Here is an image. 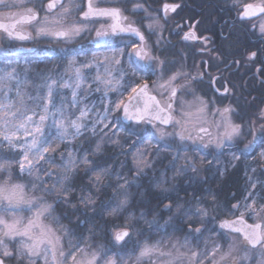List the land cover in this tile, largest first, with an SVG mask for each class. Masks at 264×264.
Here are the masks:
<instances>
[{"label": "snow or ice", "instance_id": "6c2138e0", "mask_svg": "<svg viewBox=\"0 0 264 264\" xmlns=\"http://www.w3.org/2000/svg\"><path fill=\"white\" fill-rule=\"evenodd\" d=\"M127 2L132 3L131 9L116 6ZM18 6L24 10L9 16L19 19L0 23V30L10 42L37 44L22 51H40L49 61L60 58L65 63L59 79L51 69L49 74H39L36 95L27 96L31 106L21 88L29 83L31 65L24 69L23 79L17 67L7 62V55L0 66V150L12 154L11 158L0 156V264L9 260L16 264H245L251 260L264 264V180L249 176L250 188L236 203L219 202L211 189L189 199L178 195L180 179L189 173L199 176L203 168L198 164L212 165L226 152L236 161L259 148V160L264 161V108L246 131L244 124L233 120L236 108L231 104L214 107V101L197 93L206 69L192 74L186 70V54L183 63L167 55L164 26L180 4L165 2L161 23L159 10L153 14L141 0H48L46 5L43 0H20L19 5L0 0V7ZM233 6L240 7L238 19L242 21L264 16V0L261 4L234 0ZM140 13L139 20L133 18ZM17 24L31 30L17 31ZM183 27L176 25L183 41L201 42V53L212 51L207 48V37L198 36L192 27L183 31ZM258 31L264 37V22ZM41 40H48V46L39 48ZM84 40L104 51L81 45L73 53L67 47ZM256 56L253 51L248 59ZM89 75L88 88L95 85L93 90L103 92L106 101L103 115L97 113L90 127L87 106L75 115L66 112L63 100L59 106L56 102L57 87L70 88V105L75 108ZM13 91L15 99L9 96ZM229 91L224 87L222 95ZM188 96L192 99L187 100ZM120 120L129 123L117 128ZM85 131L91 133L85 137L90 147L79 154L69 146L84 137ZM96 136L99 139L93 140ZM132 137L142 147L131 154L134 175L129 179L100 158L108 145L123 151ZM161 152L171 159L157 176L154 164ZM209 155L213 160H207ZM13 166L18 167L20 177L30 178L27 183L13 181ZM149 171V187L157 194V203L140 207L149 199L144 191L133 192L132 185L140 188ZM225 171L220 170V175ZM60 206L65 212L56 215ZM67 210L75 215L74 226H70L71 219L68 225L62 223L68 218ZM161 211L168 213L163 223ZM248 219L257 222L250 224ZM81 225L84 232L77 231ZM177 232L183 233L182 240L173 239Z\"/></svg>", "mask_w": 264, "mask_h": 264}, {"label": "flooded vegetation", "instance_id": "af4514ba", "mask_svg": "<svg viewBox=\"0 0 264 264\" xmlns=\"http://www.w3.org/2000/svg\"><path fill=\"white\" fill-rule=\"evenodd\" d=\"M48 0H43L46 5ZM145 7L153 14L161 16L163 19V4L177 3L180 8L176 13H169L167 23L164 26V37L166 41L167 54L173 53L174 59L184 62V54H186V70L195 74L197 71H205L203 80L197 85V92L201 93L209 101H214V105L223 107L231 104L236 108L233 120L237 123L245 125L248 128L249 122L256 120V114L259 109L264 107L258 106L261 101L264 103V37H261L258 31V25L264 22V16L253 18L252 20L238 19L240 7H234V0H141ZM9 3L19 5L20 0H9ZM240 4H261L262 0H239ZM31 7V4L26 5ZM101 6H111L102 4ZM119 6L124 9H131L132 3H121ZM23 7H0V23H14L19 16H9V13H20ZM127 15H132L126 11ZM143 13L133 16L139 20ZM177 23L184 25L183 31H188L192 27L200 37H207V48L212 49L210 53H201L199 50L203 44L199 41H183L181 36L183 32L176 28ZM257 25L256 29L252 25ZM17 31H30L28 25H16ZM49 41L39 43V48L48 46ZM41 45H45L42 47ZM83 45L85 48H91L92 51H101L96 46L90 45L86 40L79 41L74 47L67 46L73 53L78 51ZM53 47L55 45H52ZM37 48V44L32 41L12 40L10 42L6 33L0 30V58L4 59L7 55L9 60H18L22 55H31L32 58H38L37 52H24L21 49ZM171 48V49H170ZM4 49H10L5 53ZM257 52L254 60H249L248 56L251 52ZM169 54V55H171ZM41 55L40 59L44 58ZM91 56V53H88ZM84 59V55L80 56ZM201 61H207L205 65ZM199 66V67H198ZM259 70V71H258ZM213 79L215 82L213 83ZM263 86V92H261ZM229 88L227 95H222L223 88ZM219 89L220 91H217ZM258 109L250 115V110ZM246 108V109H245ZM246 110V111H245ZM260 121H257L259 127ZM246 143V140L244 141ZM243 146V144H241ZM260 149L256 148L248 159V163ZM226 154L224 155V157ZM249 167V166H248ZM258 177L264 180V173L261 172L259 164ZM257 172V171H256ZM257 176V175H256ZM244 177V175H243ZM246 179V178H245ZM247 181V180H246ZM248 223H255L248 219Z\"/></svg>", "mask_w": 264, "mask_h": 264}, {"label": "trees", "instance_id": "16d2710c", "mask_svg": "<svg viewBox=\"0 0 264 264\" xmlns=\"http://www.w3.org/2000/svg\"><path fill=\"white\" fill-rule=\"evenodd\" d=\"M171 49V48H170ZM171 53L172 50H171ZM169 53V54H171ZM170 58H173L172 54L169 55ZM20 61V60H19ZM31 61V60H30ZM28 62V61H27ZM33 69L38 68L42 70H49V66L47 65H33ZM261 92H263V86H261ZM264 103L261 101V104L258 105L259 107L263 105ZM246 109V108H245ZM246 111V110H245ZM258 109L255 107L254 110H250V115H252L254 112H257ZM129 123V122H128ZM124 123L122 120L116 122L117 128H121L123 125L128 124ZM114 131L116 129H113ZM105 131H108L107 129ZM109 135H111V132H109ZM91 134H84V137H81L79 141L73 142L69 147H71L74 151L79 150V154H82L83 151L90 147V143L85 137H89ZM99 139V136L93 137V140ZM107 139V138H105ZM134 146H131L133 145ZM242 145H240L241 147ZM63 147V146H61ZM142 147L141 142L137 139V137H132L128 144L125 145V148L123 151L120 149H114L111 145L107 146V152L106 154L100 158L101 161H105L112 165L113 170L115 172H120L122 175L126 176L127 178L131 179V177L134 175V169L132 164V156L131 154L136 151L137 148ZM151 151L155 152L156 149L153 148ZM175 153H172L174 155ZM0 156L11 158V154H8L5 151L0 150ZM149 159H152L151 156L148 157ZM250 156L248 155L247 158L241 157V159L236 161H231L232 164L235 166H230V157L227 155L224 157L220 156L218 162H214L212 165L207 164L206 162L203 165H199L198 167H202L203 171L200 172L199 176H193V174L189 173L186 175L183 179H180L177 185L178 188V195L183 199H189L193 195H204L207 193L208 189H211L217 196V199L219 202L223 204H229V203H236L237 201H240L245 194V191L247 190V181L245 177H243V172L246 168L250 169L248 166V159ZM171 159V155L161 152L160 156L156 159V162L154 164V168L156 170L157 176L159 173L163 170H166V166L169 165V161ZM57 162H59L60 157L56 156ZM207 160H213V156L209 155L207 156ZM226 168V171L223 176L220 175V170H224ZM19 169L16 166H13V181L14 182H20V183H27V181L30 179L28 177H20L18 175ZM257 173V172H256ZM263 174V173H262ZM168 175H171V171H168ZM81 176H83V173H81ZM253 176V175H252ZM253 177H256L255 175ZM152 178V173L149 171L148 176L143 177L140 181L141 187L137 188L135 184L132 185V191L139 193L140 191H144L145 195L149 199V203L147 205L141 204L140 207H149L156 205L157 203V194L149 187V181ZM82 181L78 180V183ZM139 197L137 196V199ZM134 207H136L134 205ZM139 210L138 208L136 209ZM65 212V208L63 206H60L57 208L56 215H60ZM67 216L68 218L62 219V223L65 225L69 224V219L73 221V225L75 224V215L72 214L71 210H67ZM168 216V213L161 211L160 216V223H163L164 219H166ZM151 219V215L148 217ZM81 219H84L83 216H81ZM146 228V226H145ZM85 226L81 225L77 231L78 232H84ZM168 232L171 233L172 229L169 228ZM164 233H160L159 235H163ZM159 235L155 236L154 239H158ZM207 235V234H206ZM176 236H179L181 240L183 239V233L177 232L173 236V239H175ZM203 246V244H201Z\"/></svg>", "mask_w": 264, "mask_h": 264}, {"label": "rangeland", "instance_id": "374dc122", "mask_svg": "<svg viewBox=\"0 0 264 264\" xmlns=\"http://www.w3.org/2000/svg\"><path fill=\"white\" fill-rule=\"evenodd\" d=\"M46 41H48V40H41V41H39V43L40 42L44 43ZM75 45H70V47H74ZM41 46L44 47L45 45H41ZM45 47H47V46H45ZM54 47H56V45ZM61 47H63V46L61 45ZM24 52H27V51H23L22 53H24ZM42 54H45V53L41 52V54H37L38 58H36V59L32 58L31 55H22V57L20 59H18V60H9V61H7V62L11 63L13 67H17V70L21 74V79H23V77H24V69L26 67H28L29 65H31V67H30V69H29V71L27 73L28 78H29V83L26 84V85H21L22 90L27 94L25 96V100H26V102L28 103L29 106H31V101H29L27 99V96L28 95H31V96H35L36 95V91H37L36 90V85L41 83V80L39 79V74L40 73L49 74V70L51 69V70H53L51 74L54 76V78H57V79H59V75L63 74V68H64V63H65L63 60H61L60 58H55V59H53L51 61H49L47 59H40ZM81 60H83V59H81ZM5 63H6L5 59L0 58V66H3ZM33 65L34 66L35 65H37V66L38 65H47V66H49V70L46 71V70H42V69H38V68L33 69L32 68ZM92 75H94V70H93ZM67 78L68 77L65 75L64 79H67ZM91 80H92V76L91 75L87 76L86 83L81 86V89L79 90L78 97H77V99L80 101V103L77 104L75 108L71 107V105H70V102L72 100V94H71L72 93V89H70V88H59V87H57L58 95H57V100H56L57 106H59L60 103H61V100H63L66 112L74 113L75 115L79 114V112H78L79 108H83V107L87 106V108L91 109V112L89 113L88 119L86 121V123L89 125V127L91 126L92 121L96 118V114L97 113L103 115V109H104V106H105V103H106V101H104V98H103V92H96V91L93 90L95 88V85L92 86V89L88 88V83H90ZM13 87H14V82H13ZM197 93L199 95H201V93H199V92H197ZM9 96H11L13 99H15V92L13 91L12 93H9ZM109 96L111 98L115 99V95L114 94L110 93ZM0 99H2V96H0ZM186 99L187 100H191L192 97L188 96V97H186ZM212 106L220 107V106H217V105H214V104ZM17 107H20V105L17 104ZM262 108H264V107H262ZM75 115H73L72 118H75ZM109 118L113 119V117H109ZM233 118H234V116H233ZM256 126L258 127L257 122H256ZM247 129H246V131H247ZM85 134H91V133L85 131ZM248 139H251L250 135L246 137V139H245L246 142H247ZM241 147H243V146H241ZM1 151H5L8 154H11L6 149L1 150ZM258 153L259 152H257L255 154L256 158L255 159H251L250 162H249L251 167H254L256 169L257 173L256 172L252 173L250 171V169H248V168H246L245 171L243 172V175H244V177L247 180V185H246L247 186V190L250 188L249 176H252V175L256 176L257 175L256 177L252 176L253 179L257 178L258 174H259L258 173V168H257L258 164H259V167H261V168L264 167V161H260L259 160ZM226 155L228 157H230V161H231V155L229 153H227V152H226ZM232 163H233V161H232ZM222 168H225V166L222 167ZM24 176L28 177L27 175H24ZM257 187L259 189V185ZM246 191H245V194H246ZM244 195H243V197H244ZM243 197H242V199H243ZM242 199L240 201H242ZM24 215L27 216L28 213H24ZM251 220L253 222H257V221H255L253 219H251ZM11 246L12 245H10V247ZM239 254L242 255L243 254V250H241ZM257 259H258V257H257ZM7 264H16V261L15 260H9V261H7ZM245 264H256V260H251L250 262H245Z\"/></svg>", "mask_w": 264, "mask_h": 264}, {"label": "water", "instance_id": "95a60500", "mask_svg": "<svg viewBox=\"0 0 264 264\" xmlns=\"http://www.w3.org/2000/svg\"><path fill=\"white\" fill-rule=\"evenodd\" d=\"M123 121V120H122ZM124 123H128L127 121H123Z\"/></svg>", "mask_w": 264, "mask_h": 264}]
</instances>
